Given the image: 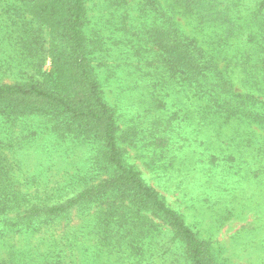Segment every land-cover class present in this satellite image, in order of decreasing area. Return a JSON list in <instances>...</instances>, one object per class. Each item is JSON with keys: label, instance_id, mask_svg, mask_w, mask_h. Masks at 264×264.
Here are the masks:
<instances>
[{"label": "rangeland", "instance_id": "1", "mask_svg": "<svg viewBox=\"0 0 264 264\" xmlns=\"http://www.w3.org/2000/svg\"><path fill=\"white\" fill-rule=\"evenodd\" d=\"M41 5L0 0V84L43 82L51 69L56 37L42 22L55 18L38 14ZM86 7L87 57L115 111L125 164L208 242L218 264H264V0H86ZM171 29L179 50L192 54L190 68L167 45ZM223 83L225 96L217 92ZM4 100L0 264H189L156 216L123 209L126 221L109 224L120 236L109 241L99 218L106 203L76 204L55 217L28 213L108 173L96 167L97 141L65 131L41 108ZM128 230L133 238L122 235ZM139 239L150 240L142 255L130 251Z\"/></svg>", "mask_w": 264, "mask_h": 264}, {"label": "trees", "instance_id": "2", "mask_svg": "<svg viewBox=\"0 0 264 264\" xmlns=\"http://www.w3.org/2000/svg\"><path fill=\"white\" fill-rule=\"evenodd\" d=\"M16 1L28 4L43 3L37 12L38 14L49 12L50 16L55 18L45 17L42 23L47 22L53 26L56 40L51 51L52 67L45 73V82H32L25 85L0 84V112L4 99L9 102L5 106L13 107V109L16 107L23 110L41 108L65 131L73 130L76 137H84L87 134L85 137L97 141L99 151L95 158H99L96 167L99 170L104 168L108 173L98 184L90 185L60 204L36 205L27 212L35 213L36 217L43 215L55 217L76 204L106 203V213L99 215V218H105L100 227L105 229L104 237L109 241L120 236L119 229H114L109 224L112 221L115 224L126 221L123 209H128L132 214L148 216V218L151 215L156 216L171 229L172 239L179 241L184 251V259L189 264H218L208 251V242L197 237L181 215L169 207L154 188L145 183L141 172L134 166L126 165L122 159L115 111L106 101L102 83L96 74L95 67L87 57L82 30L87 12L86 0ZM173 32L172 29L166 32L169 41L174 42V45H167L169 49H172V54L180 56L182 60L179 63L182 67L189 65L188 68H190L194 64L190 62L192 54L190 51L179 50V47L183 46ZM196 68V75L204 80L207 76V73H203L204 68L200 66V63ZM217 92L223 96L230 94L225 83ZM122 235H130L133 238L131 230ZM135 242L131 240L130 251L136 255H142L144 245L149 244L150 240L139 239L137 243Z\"/></svg>", "mask_w": 264, "mask_h": 264}]
</instances>
